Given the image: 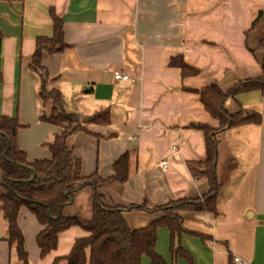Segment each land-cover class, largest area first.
Segmentation results:
<instances>
[{"label":"crops","instance_id":"crops-1","mask_svg":"<svg viewBox=\"0 0 264 264\" xmlns=\"http://www.w3.org/2000/svg\"><path fill=\"white\" fill-rule=\"evenodd\" d=\"M264 0H0V116L17 117V145L29 163L52 159L48 144L64 132L41 121L52 104L40 96L32 70L38 38L54 35L52 14L64 22L67 49L50 55L48 89L62 93L70 114L111 110L107 125L86 124L90 133L69 139L81 162V175L112 176L114 163L130 154L128 180L109 190L116 206L144 205L154 210L172 201L203 199L211 190L205 174L207 140L194 127L220 128L198 93L211 86L223 93L263 76L264 52L251 53L245 33ZM182 59L183 73L172 66ZM131 80H116L115 74ZM87 88V89H85ZM243 123L217 134L216 176L221 190L215 211H180L184 233L179 245L195 264H264V94L247 90L225 102ZM260 114L256 123L254 116ZM3 174L0 167V195ZM132 229H143L162 212H126ZM29 264H66L75 240L88 236L73 226L58 236L57 248L41 258L36 238L43 226L27 208L18 217ZM9 222L0 201V264H22L9 242ZM171 232L157 231L156 251L165 264L174 259ZM234 258H240L235 262ZM58 259V260H56ZM142 264H152L148 256Z\"/></svg>","mask_w":264,"mask_h":264},{"label":"trees","instance_id":"trees-1","mask_svg":"<svg viewBox=\"0 0 264 264\" xmlns=\"http://www.w3.org/2000/svg\"><path fill=\"white\" fill-rule=\"evenodd\" d=\"M52 22L54 35L38 38L32 57V70L41 81V99L44 104H52L51 114H43L41 121L64 128V132L48 144L52 159L29 163L26 153L17 145L21 129L19 119L0 116V167L3 174L0 201L9 222L10 244H16L22 264H29L25 238L18 224L21 209L25 207L43 226L36 238L41 258L57 248L61 232L79 226L89 235L75 240L70 254L64 258L66 264H142L144 256H148L152 264H165L156 251V244L158 228L167 227L171 232L174 259L181 256L189 264H195L192 256L178 243V238L184 233L180 211H215L221 190L216 176L217 134L246 120L241 118L242 112L230 115L225 109V102L229 97L247 90H260L264 94V59L263 76L260 78L242 82L227 93L216 86L198 91L206 110L221 123L217 130L206 124L193 125L205 134L207 140L205 174L211 190L203 199H179L154 210L144 205L116 206L108 202L109 190L128 180L130 154H124L114 163L112 176L103 177L98 173L89 177L81 175V162L74 156L69 139L78 132L90 133L86 124H109L111 110L107 108L91 115L70 114L62 93L48 89L50 76L42 65L43 54L62 53L68 47L62 18L53 13ZM4 38L0 30V81ZM245 45L251 53L258 50L264 52V11L257 12L253 18L250 29L245 33ZM170 64L180 67L184 74L190 68L182 59H173ZM257 115L253 119L260 123L261 116ZM145 210L162 212L164 217L146 228L132 229L125 213Z\"/></svg>","mask_w":264,"mask_h":264},{"label":"built area","instance_id":"built-area-1","mask_svg":"<svg viewBox=\"0 0 264 264\" xmlns=\"http://www.w3.org/2000/svg\"><path fill=\"white\" fill-rule=\"evenodd\" d=\"M116 80H125V81H129L131 80L130 77L128 75H124V74H120V73H116L115 77ZM235 262H240V258H234Z\"/></svg>","mask_w":264,"mask_h":264},{"label":"water","instance_id":"water-1","mask_svg":"<svg viewBox=\"0 0 264 264\" xmlns=\"http://www.w3.org/2000/svg\"><path fill=\"white\" fill-rule=\"evenodd\" d=\"M85 89H87V88H85Z\"/></svg>","mask_w":264,"mask_h":264}]
</instances>
